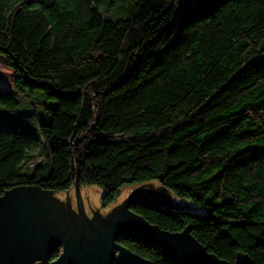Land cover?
I'll return each instance as SVG.
<instances>
[{
	"label": "trees",
	"instance_id": "trees-1",
	"mask_svg": "<svg viewBox=\"0 0 264 264\" xmlns=\"http://www.w3.org/2000/svg\"><path fill=\"white\" fill-rule=\"evenodd\" d=\"M116 1L0 0V58L14 73L0 86V197L66 193L78 179L110 207L156 182L185 207L132 214L189 228L222 260L264 264V0H132L115 18ZM23 104L39 109L33 133Z\"/></svg>",
	"mask_w": 264,
	"mask_h": 264
},
{
	"label": "water",
	"instance_id": "water-1",
	"mask_svg": "<svg viewBox=\"0 0 264 264\" xmlns=\"http://www.w3.org/2000/svg\"><path fill=\"white\" fill-rule=\"evenodd\" d=\"M103 195L100 187H80L78 179L66 193L36 186L5 192L0 197V264H32L34 258L35 264H155L121 245L123 240L151 244L177 264H241L242 255L231 263L210 253L189 228L174 233L132 214L136 203L185 207L156 182L125 190L106 210ZM69 213L78 223H67ZM58 250L62 252L53 261ZM243 256L245 264H252Z\"/></svg>",
	"mask_w": 264,
	"mask_h": 264
},
{
	"label": "rangeland",
	"instance_id": "rangeland-1",
	"mask_svg": "<svg viewBox=\"0 0 264 264\" xmlns=\"http://www.w3.org/2000/svg\"><path fill=\"white\" fill-rule=\"evenodd\" d=\"M131 3H132V0H119L117 2V4H118V8L121 7V9H119V10L122 11V14L119 15L118 14L119 12H115V14H116L115 18H118L120 16L126 15L130 11V8L129 7H130V4ZM13 79H14V73H13V71H11L8 68L6 59H4V57H1L0 58V86L6 87V88L12 87ZM32 107H33L32 105L30 106L29 104H23V106L19 110V112L20 111L21 112L20 113L17 112L18 113L17 115L20 116V117H22L21 118L22 120L27 121V122L24 123V127H25V129L27 131H31V133H33V132L36 131V126H35V123H34L35 122V119L32 116H30V118H29L28 117V113L29 112H34V111H36V112L39 113V109L38 108L36 110H34ZM42 151H43V147L41 146V148H39L37 151H35L33 153V156L34 157L41 156ZM132 188H135V187H125L121 191V195H122V193L125 190H129V189H132ZM101 202H102V197H101ZM108 208L109 207L104 208L103 205H102V209L106 210Z\"/></svg>",
	"mask_w": 264,
	"mask_h": 264
},
{
	"label": "flooded vegetation",
	"instance_id": "flooded-vegetation-1",
	"mask_svg": "<svg viewBox=\"0 0 264 264\" xmlns=\"http://www.w3.org/2000/svg\"><path fill=\"white\" fill-rule=\"evenodd\" d=\"M152 203H157V202H152ZM103 207H104V205H103ZM104 208H107V207H104ZM69 215L70 216H67L68 218H67V223H70L69 225H72V224H74L75 225V223H78V218H77V216H73L72 214H70L69 213ZM64 220V219H63ZM65 222H66V220H64ZM125 240H123V241H121V244H122V242H124Z\"/></svg>",
	"mask_w": 264,
	"mask_h": 264
},
{
	"label": "snow or ice",
	"instance_id": "snow-or-ice-1",
	"mask_svg": "<svg viewBox=\"0 0 264 264\" xmlns=\"http://www.w3.org/2000/svg\"><path fill=\"white\" fill-rule=\"evenodd\" d=\"M240 262H241V264H245V260H246V257L245 256H240ZM32 264H35V258L33 259V261H32Z\"/></svg>",
	"mask_w": 264,
	"mask_h": 264
}]
</instances>
